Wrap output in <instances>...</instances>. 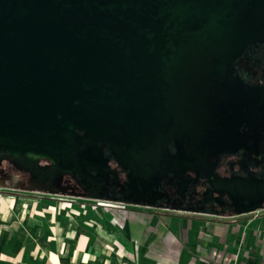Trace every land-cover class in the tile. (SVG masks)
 Segmentation results:
<instances>
[{
	"label": "water",
	"instance_id": "water-1",
	"mask_svg": "<svg viewBox=\"0 0 264 264\" xmlns=\"http://www.w3.org/2000/svg\"><path fill=\"white\" fill-rule=\"evenodd\" d=\"M252 43L264 0H0V150L76 172L104 167V143L130 181L156 180L180 161L169 142L208 143L210 58Z\"/></svg>",
	"mask_w": 264,
	"mask_h": 264
},
{
	"label": "crops",
	"instance_id": "crops-1",
	"mask_svg": "<svg viewBox=\"0 0 264 264\" xmlns=\"http://www.w3.org/2000/svg\"><path fill=\"white\" fill-rule=\"evenodd\" d=\"M0 264H264V206L220 216L0 183Z\"/></svg>",
	"mask_w": 264,
	"mask_h": 264
},
{
	"label": "flooded vegetation",
	"instance_id": "flooded-vegetation-1",
	"mask_svg": "<svg viewBox=\"0 0 264 264\" xmlns=\"http://www.w3.org/2000/svg\"><path fill=\"white\" fill-rule=\"evenodd\" d=\"M259 46L264 48V43H252L245 51ZM245 51L238 58L227 61L210 58L216 70L211 82L222 87L223 102L210 113L212 132L207 137L208 143L199 150L195 144L190 145L187 138L169 142L171 156L180 161L158 179L130 181L129 171L111 156L104 143L98 147L108 158L104 167H84L76 173L73 168L64 170L54 165L56 173L70 175L80 184L84 195L136 204L151 203L171 210L205 212L204 209H213L209 212L236 216L255 205L263 207L264 52L240 62ZM1 153L12 157L8 151L0 150V156ZM24 158L22 155L11 159L18 161L19 165L12 161L17 169L32 172L24 164ZM112 159L116 161L115 167L110 164ZM106 173L108 179H105ZM6 179L2 181L10 180ZM30 180L42 185L46 176L38 172L34 180L31 176ZM12 181L20 185L31 183L24 178Z\"/></svg>",
	"mask_w": 264,
	"mask_h": 264
},
{
	"label": "rangeland",
	"instance_id": "rangeland-1",
	"mask_svg": "<svg viewBox=\"0 0 264 264\" xmlns=\"http://www.w3.org/2000/svg\"><path fill=\"white\" fill-rule=\"evenodd\" d=\"M254 50V51H253ZM264 52V48L259 46L257 48L253 49H248L245 51L243 56L241 57L240 62H246L247 58L252 57L254 54L256 56H261ZM239 63L237 65L239 66ZM243 76V75H242ZM2 156H0V183L4 184H13V179H19L20 181L24 178L27 181L30 180V176L32 177V180H34L35 174L37 175L38 172L45 174L46 176V181L43 182L42 185H37L33 184L32 181L31 183H26L23 185H26L29 188H32L34 190H43L47 192H55L59 193L61 195L69 196L71 195H79V196H85L82 188L80 187V184L77 183L72 177L69 175H66L65 173H56V168L54 162L52 163L51 161L44 159V158H37V159H32L30 161L28 157L26 159L24 158V164L31 169L33 172L29 171H21L20 169H17L14 165H19L17 160L11 159L13 157H10V155H7L5 153H1ZM16 158V157H14ZM116 161L113 159L110 161L111 166L115 167ZM29 177V179H28ZM10 180H7V179ZM7 180V181H2V180ZM109 185V184H108ZM108 187V186H107ZM106 198V197H103ZM206 213H209V211H213V209H204Z\"/></svg>",
	"mask_w": 264,
	"mask_h": 264
},
{
	"label": "bare ground",
	"instance_id": "bare-ground-1",
	"mask_svg": "<svg viewBox=\"0 0 264 264\" xmlns=\"http://www.w3.org/2000/svg\"><path fill=\"white\" fill-rule=\"evenodd\" d=\"M215 73V72H214Z\"/></svg>",
	"mask_w": 264,
	"mask_h": 264
}]
</instances>
